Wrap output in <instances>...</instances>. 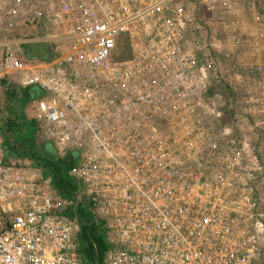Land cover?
Masks as SVG:
<instances>
[{"label": "built area", "instance_id": "1", "mask_svg": "<svg viewBox=\"0 0 264 264\" xmlns=\"http://www.w3.org/2000/svg\"><path fill=\"white\" fill-rule=\"evenodd\" d=\"M236 6L0 0V80L38 86L29 116L83 184L61 196L0 134V264H88L83 203L107 244L93 264H264V33ZM33 19L42 35L10 36Z\"/></svg>", "mask_w": 264, "mask_h": 264}, {"label": "trees", "instance_id": "2", "mask_svg": "<svg viewBox=\"0 0 264 264\" xmlns=\"http://www.w3.org/2000/svg\"><path fill=\"white\" fill-rule=\"evenodd\" d=\"M33 22L38 23V20L34 19ZM36 31L37 28L29 33L25 30L24 33L34 35ZM28 48V44L23 45L24 51L27 52ZM35 93L36 90L30 87L18 89L11 82L6 88V101L4 104L0 101V134L5 154L30 157L36 165L41 166L45 175H50L51 184L56 191L62 196L71 197L81 188L75 176L69 174L76 160L74 150H67L63 155L57 154L53 149L44 151L45 147L41 151L37 150L34 142L36 123L23 113L24 103ZM77 213L80 223L78 237L85 263L101 261L107 248L104 234L98 230L99 224L93 220L86 205L80 204Z\"/></svg>", "mask_w": 264, "mask_h": 264}, {"label": "crops", "instance_id": "3", "mask_svg": "<svg viewBox=\"0 0 264 264\" xmlns=\"http://www.w3.org/2000/svg\"><path fill=\"white\" fill-rule=\"evenodd\" d=\"M252 2L254 3V6L252 5V7H251V5L248 2V0H235V4H237V6L234 7L235 15H236L237 18H242L241 20L243 21V25H244L243 31L249 30V29L260 30V26L259 25H261V24L259 22H260V18H262V16L264 17V14H260L259 13L261 16H258V14L255 13V11H256L255 9L258 6H260L259 5L260 4V0H252ZM249 9L251 10V13H250ZM33 20H32V22H33ZM36 20H38V19H36ZM247 20L249 21V24L247 23ZM32 22L27 21L26 23H23V22L17 23V25L15 26V29L10 32V36L11 37H16L18 39L25 38L26 36H33L32 34H26V33L31 32L35 28H37V31L35 32L34 35H42V33H43L42 22L39 21V20H38V23H35V22L32 23ZM25 30H26V33H24ZM24 44H28L29 45V48H28L27 52L23 50V45ZM46 45L47 44H45L43 42H40V41L39 42H37V41L36 42H25V41H22V42L19 43V48L24 52V54H26L27 57H29V56L44 54V47ZM35 46H37L38 51L32 52V49H34ZM16 77L17 76H15V77L14 76H7L5 78H1V80H0V101H1L2 104L5 103V101H6V88L9 85L10 82L12 83V85L16 86V88H18V89H23V88L30 87V88L36 90V93L34 95H32L30 98H28V100L23 105V113H24L25 117L30 118V116H29V105H30L31 98H33L35 96H39L40 93H41V90L38 88L37 85H33V84L22 85V84H20ZM4 80H6V81H4ZM1 90L4 91V95L1 94ZM36 127H37V125H36ZM37 133H39L38 127L36 128V131L34 133V142H35ZM46 145H48V143ZM46 145H44L45 148L43 147L45 149L44 151L47 150L46 149ZM35 147H36V143H35ZM9 156L19 157V158L20 157L21 158H23V157H27L28 158V156H21V155H17V154L9 155ZM74 156L76 158V160L74 162V166H75V164L77 163V159H78L77 156H76V152L75 151H74ZM21 160L25 162V160H23V159H21ZM32 163L34 165L32 167H28L27 168L29 173H31L33 171L31 173L32 175H42V174H44L42 168L39 167V165H36L33 160H32ZM35 167H37V168L35 169ZM73 167L69 170V174L75 176V178L80 182L81 188L76 193V194H79L82 191L83 184H82L81 179L78 176H76L75 174L72 173L71 170L73 169ZM52 188H53V186H52ZM56 192L62 196L61 193H59L58 191H56ZM84 204L85 203H83L82 205L84 206ZM78 239L80 240L79 237H78ZM90 263L93 264V263H97V262H90ZM90 263H88V264H90Z\"/></svg>", "mask_w": 264, "mask_h": 264}, {"label": "rangeland", "instance_id": "4", "mask_svg": "<svg viewBox=\"0 0 264 264\" xmlns=\"http://www.w3.org/2000/svg\"><path fill=\"white\" fill-rule=\"evenodd\" d=\"M252 0H248V2L250 3ZM250 5H251V3H250ZM260 6H258L255 10V13L256 14H258V16H261L260 14H264V0H260V4H259ZM251 7H252V5H251ZM187 8H189L191 11H193L194 10V6L192 5V4H189V3H187ZM251 9V8H250ZM249 9V11H250V13H251V10ZM194 12V11H193ZM260 13V14H259ZM236 16V15H235ZM247 23L249 24V21L247 20ZM261 25H259L260 26V32H262V33H264V17L262 16V18H260V22H259ZM35 51H38V48H37V46H35L34 47V49H32V52H35ZM1 94H3L4 95V91L3 90H1ZM39 134V135H38ZM35 143H36V148H37V150H39V151H41V150H43V147H44V145L45 144H47L48 143V145H46V149L47 150H52L53 149V147H52V145L49 143V141H47V140H45L44 138H42L41 136H40V133H37L36 134V139H35ZM21 158V157H20ZM21 159H23V160H25V162H26V166L27 167H32L34 164L32 163V160L28 157H23V158H21ZM39 167H41V166H39ZM37 167H35V169H36ZM39 170V169H38ZM33 172V171H32ZM31 172V173H32ZM42 176L43 177H45V178H47V177H50L49 175H44V174H42ZM50 183H51V178H50ZM52 185V184H51Z\"/></svg>", "mask_w": 264, "mask_h": 264}, {"label": "water", "instance_id": "5", "mask_svg": "<svg viewBox=\"0 0 264 264\" xmlns=\"http://www.w3.org/2000/svg\"><path fill=\"white\" fill-rule=\"evenodd\" d=\"M30 58H43V59H49L51 57V53H50V46L46 45L44 47V54H39V55H34V56H29Z\"/></svg>", "mask_w": 264, "mask_h": 264}]
</instances>
